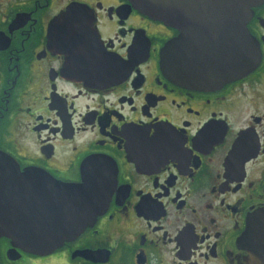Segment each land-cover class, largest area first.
Wrapping results in <instances>:
<instances>
[{
    "label": "flooded vegetation",
    "instance_id": "1",
    "mask_svg": "<svg viewBox=\"0 0 264 264\" xmlns=\"http://www.w3.org/2000/svg\"><path fill=\"white\" fill-rule=\"evenodd\" d=\"M207 12L0 0V152L95 214L43 253L0 238V264H261L244 235L264 209V1L246 61L240 26ZM169 42L190 84L161 69Z\"/></svg>",
    "mask_w": 264,
    "mask_h": 264
},
{
    "label": "water",
    "instance_id": "2",
    "mask_svg": "<svg viewBox=\"0 0 264 264\" xmlns=\"http://www.w3.org/2000/svg\"><path fill=\"white\" fill-rule=\"evenodd\" d=\"M143 15L171 26L184 21L187 10L207 9L205 15L223 17L240 26L242 56L247 57L246 22L251 8L264 0H130ZM184 30L183 24L179 25ZM172 43L162 47L161 69L179 83L190 84L174 68ZM246 65V64H245ZM181 77V78H179ZM96 213V212H95ZM88 191L70 184L56 185L51 177L28 167L20 170L14 160L0 152V238L29 252L43 253L58 247L94 218ZM255 260L264 264V209L247 221L244 235Z\"/></svg>",
    "mask_w": 264,
    "mask_h": 264
}]
</instances>
